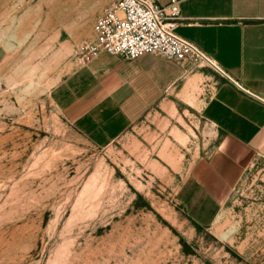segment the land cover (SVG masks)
<instances>
[{
	"label": "rangeland",
	"instance_id": "1",
	"mask_svg": "<svg viewBox=\"0 0 264 264\" xmlns=\"http://www.w3.org/2000/svg\"><path fill=\"white\" fill-rule=\"evenodd\" d=\"M105 1L0 0V264H264V154L210 226L178 202L218 139L201 103L98 147L52 101Z\"/></svg>",
	"mask_w": 264,
	"mask_h": 264
},
{
	"label": "crops",
	"instance_id": "2",
	"mask_svg": "<svg viewBox=\"0 0 264 264\" xmlns=\"http://www.w3.org/2000/svg\"><path fill=\"white\" fill-rule=\"evenodd\" d=\"M113 1L91 11L94 24ZM169 1L155 0L161 6ZM180 7L177 34L224 73L206 62L153 54L127 60L102 51L77 62L51 89V99L98 147L112 144L149 110L201 103L200 113L218 139L193 162L177 197L189 219L208 227L249 165L264 154V0H182ZM205 90L211 93L202 97Z\"/></svg>",
	"mask_w": 264,
	"mask_h": 264
},
{
	"label": "built area",
	"instance_id": "3",
	"mask_svg": "<svg viewBox=\"0 0 264 264\" xmlns=\"http://www.w3.org/2000/svg\"><path fill=\"white\" fill-rule=\"evenodd\" d=\"M181 1L170 0L165 6L155 0L113 1L96 20L93 37L80 47V61L88 62L102 51L127 60L153 54L175 62H206L221 71L199 48L177 34Z\"/></svg>",
	"mask_w": 264,
	"mask_h": 264
}]
</instances>
